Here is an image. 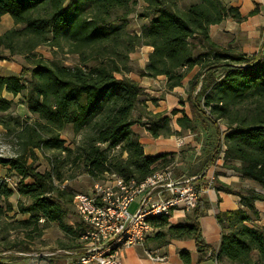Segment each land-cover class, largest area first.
<instances>
[{"label":"trees","instance_id":"16d2710c","mask_svg":"<svg viewBox=\"0 0 264 264\" xmlns=\"http://www.w3.org/2000/svg\"><path fill=\"white\" fill-rule=\"evenodd\" d=\"M142 1L145 7L137 16L147 19L148 24L139 33L129 34L126 22L135 13L137 0H71L69 7L66 0H0V20L8 15L18 27L0 35V60L21 56L28 63L18 75H0V113L12 106L13 100L3 97L7 93L12 98L20 96V104L35 117L33 121L28 116L0 118V126L13 135L18 146L14 157L0 156V166L19 177L16 211L28 215L26 220L10 223L12 230L26 233L32 225L33 232L40 234L53 223L64 232L68 230L65 219L73 208L74 194L54 183L52 171L36 170L32 164L36 151L48 161L46 152L55 153L58 166L79 163L95 182L105 174H114L140 183L166 167L167 155L145 156L132 131V126L145 118L143 125L151 137L170 136V116L177 112L145 111L141 99L144 88L127 76L132 72L128 67L130 54L143 46L152 51L144 68L136 73L139 77H165L169 91L180 87L187 73L197 68L189 80L186 101L196 117L212 125L218 134L209 164L222 153L225 168L264 189V45L257 53L247 54L230 46L220 47L209 32L213 25L225 20L241 23L246 16L220 0H198L183 9L172 0ZM43 45L75 55L78 61L72 66L57 59L45 61L35 54ZM196 49L200 51L197 55ZM220 119L226 125L222 139L216 124ZM194 121V117L183 115L177 124L193 130ZM67 127L74 134L83 133L75 148L65 146L60 138ZM56 177L62 181L61 175ZM222 190L237 195L243 209L216 214L221 229L216 251L201 234L199 219L208 208L203 197L182 222L170 224L162 217L149 223L155 229L166 228L163 238L168 240L192 239L199 254L197 263L210 253L208 259L219 263L264 264V227L245 224L259 217L254 207L258 196L227 186ZM10 196L11 191L1 183L0 198L6 206L0 205V218L13 211L7 201ZM79 226L85 230L80 220ZM157 234L162 237V233ZM18 247L7 243L3 250ZM79 248L75 243L65 252ZM179 256L188 262L186 252ZM0 264H20V260L0 255Z\"/></svg>","mask_w":264,"mask_h":264},{"label":"crops","instance_id":"0c3cea01","mask_svg":"<svg viewBox=\"0 0 264 264\" xmlns=\"http://www.w3.org/2000/svg\"><path fill=\"white\" fill-rule=\"evenodd\" d=\"M223 4L237 8L242 16L246 19L235 25L247 38H251L253 46H249L250 52L257 53L262 45H264V0H220ZM256 9L252 15L250 13ZM2 17L10 18L8 15ZM1 17V18H2ZM11 19V18H10ZM12 21V19H11ZM13 23V21H12ZM14 25V24H13ZM15 27V25H14ZM254 40V41H253ZM257 41V42H256ZM257 43V48L254 45ZM152 51L151 47L145 46L147 53L141 69L144 68L147 62L148 55ZM246 49L243 50L245 52ZM196 72V71H195ZM3 75V74H0ZM194 75V74H193ZM5 76V75H4ZM144 88L143 100L144 109L147 113H165L169 115L171 111L176 110V114L170 116V128L172 135L166 137H151L145 129V125L138 129H133L138 137L140 144L143 147L145 156L167 155L168 163L173 169L174 178L187 179L196 178V185H201L202 181L199 175L205 168H209L214 173V186L210 189L203 198L208 203L205 216L199 219L201 234L206 244L212 246L216 251L220 244L221 229L216 220L218 212L235 211L243 209L240 203V198L237 195L226 193L222 190L223 186H227L245 194L252 192L258 199L254 200V207L258 212V218H251L245 224L249 227H264V189L259 188L255 183L243 180L240 174L223 166L221 156L214 163H210L211 155L218 139L216 129L205 122H201L196 117L195 112H192L186 101L187 95L185 90L188 87V79L180 87H175L171 91L166 88V79L163 76L155 78L139 77L138 74L130 77ZM3 94V97L7 100ZM10 96V95H9ZM11 97V96H10ZM12 98V97H11ZM180 100L183 101L180 104ZM185 115L188 119L194 117L193 130L189 128L182 129L177 124V119ZM196 117V118H195ZM145 123V118H142ZM143 124V122H142ZM223 134L220 136L222 139ZM178 141L182 144L178 145ZM191 212L184 217H173L169 223L176 224L182 222L185 217H190ZM157 230L152 228V231L147 235L141 246H131L123 249L121 262L122 264H227L219 263L214 259H208L210 253H207L202 262L197 263L199 254L196 251L194 241L192 239H171L157 236ZM155 234H154V233ZM186 252L189 255L188 262L183 261L179 253ZM146 253L152 256L161 257L163 261L156 262L147 257Z\"/></svg>","mask_w":264,"mask_h":264},{"label":"rangeland","instance_id":"374dc122","mask_svg":"<svg viewBox=\"0 0 264 264\" xmlns=\"http://www.w3.org/2000/svg\"><path fill=\"white\" fill-rule=\"evenodd\" d=\"M172 1L180 9L198 2V0ZM70 4L71 0H66L65 5L69 7ZM144 7L145 4L143 3V1L137 0L135 13L129 15L126 22L125 30L129 34L139 33L141 27L148 24L147 19L137 16V14L140 13L144 9ZM87 11L88 10H86L85 12ZM12 28L18 27H14L10 18L2 17L0 20V35ZM209 32L211 39L222 48H227L228 46H230L242 52L244 49H246L244 53L247 54L252 53L250 52V50H247L251 46H253L252 44H250L253 43L251 41V38L249 39L243 34L241 35L242 32H240V30H238L235 25L231 24V21L229 20H225L218 25L211 26ZM257 45L258 44L256 43L254 47L257 48ZM199 53L200 51L196 49L195 55ZM35 54L37 57H40L45 61L57 59L66 66L75 65L78 61L75 55L66 54L65 51L56 50L55 48H51L48 45L38 47L35 50ZM4 55H7V53L5 52ZM146 56L147 53L145 52V46L137 48L133 53L130 54L128 67L132 69V72L127 74L128 77H132V75L137 74L136 71L141 69V65L144 63ZM27 65V61H25L21 56H14L13 58H11V60H0V74L18 75L21 67ZM88 65H90V63H88ZM195 71H197V68H193L190 72H188L183 82L185 83L187 79L190 80ZM24 79L26 80L28 79V77H25ZM187 90H185L186 95ZM4 96L6 98L12 99L13 102L8 112L3 114L0 113V118L28 116L30 117L31 121L35 119L34 116L28 113L25 106L20 104V96L16 98H11L9 95ZM182 103L180 102V104ZM207 111L209 110L207 109ZM142 122L144 121L141 120L138 124L133 125L132 128L139 130V127L143 126ZM216 124L220 129L221 135L223 134V138L225 135L224 133L226 132L225 122L220 119L216 121ZM82 135L83 133L81 132H79L78 134H74L71 127H67L61 133L60 138L64 141L65 146L75 148L81 141ZM101 147L105 148L106 145ZM17 151L18 146L13 135L6 134V131L0 126V156L3 158L14 157L18 153ZM36 154L37 159L32 162L33 166L38 172H44L47 170L52 171L54 183L56 185H60L62 188L64 187L66 190L73 194H90L92 192L95 181H93L84 172L82 166L79 163L73 162L71 164H63L62 166H58V164L56 163V160H58L56 158V154L47 151L45 156L50 157L49 161L53 163V165L51 166V164H49V161L46 160V158L41 155L40 152L36 151ZM57 174L61 175V182L57 180ZM104 181L107 182L108 180ZM25 182H29V180L25 179ZM1 183L4 184L5 190L11 191V196L7 201L12 206L13 211L0 218V255L16 256L19 258L20 264H69L70 262H72L75 259V256L63 255V252L68 251L67 247L71 246L72 244L80 243V234L82 232L79 226V219L76 216L73 208L71 207V212L65 219V223L68 229L66 232L62 231L55 223L49 224L42 230L40 234L38 232H33L34 227H32V225L29 230H26V233L18 229L12 230L10 223H12L13 221L26 220L28 219V215L19 214L16 211V203L19 199V195L17 192L19 187V177L14 174H9L6 168L0 166V184ZM214 184L215 183L213 182V185ZM22 201H25L24 198H22ZM138 201L139 198L136 199L135 202L129 207L128 210L130 213L135 212ZM0 205L3 208L6 206L2 198H0ZM5 229H7V231ZM165 230L166 228L158 229L157 233H162L161 236L164 237L163 233ZM28 233L29 235H27ZM3 237L6 238V241L3 240ZM7 243L17 244V246H19L18 248L24 249V253H18V248L12 251L3 250Z\"/></svg>","mask_w":264,"mask_h":264},{"label":"built area","instance_id":"2783aa9c","mask_svg":"<svg viewBox=\"0 0 264 264\" xmlns=\"http://www.w3.org/2000/svg\"><path fill=\"white\" fill-rule=\"evenodd\" d=\"M104 176L94 183L90 194L73 196V210L85 230L80 235V248L63 252L75 256L69 264H122L123 249L143 245L153 228L151 219L167 217L169 221L184 217L213 188L215 180L214 173L205 168L199 175L202 184L197 186L196 178H174L170 166L153 172L140 183L114 174ZM138 198L135 212L130 213L129 207ZM146 254L153 261H163Z\"/></svg>","mask_w":264,"mask_h":264}]
</instances>
